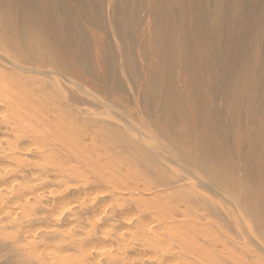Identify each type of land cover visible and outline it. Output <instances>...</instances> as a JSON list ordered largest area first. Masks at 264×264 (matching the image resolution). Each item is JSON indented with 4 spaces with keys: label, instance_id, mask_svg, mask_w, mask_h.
<instances>
[{
    "label": "rangeland",
    "instance_id": "1",
    "mask_svg": "<svg viewBox=\"0 0 264 264\" xmlns=\"http://www.w3.org/2000/svg\"><path fill=\"white\" fill-rule=\"evenodd\" d=\"M86 1L90 11L78 28L66 25L61 42L74 71L53 70L35 85L11 71L10 79L25 83L28 90L10 103L0 101V118L7 132H13L9 140L21 155L27 144L34 154L36 146L51 151L43 165L15 163L25 172H37L40 185L28 205H18L19 214L0 216V264H53L55 256H64L62 264H94L85 254L93 247L116 250L115 257H102V264H130L143 223H155L157 229L145 236L138 256L159 257L163 264H207V250L218 251L220 240L247 252L248 243L235 234L237 223L222 215L227 202L207 190L200 163L214 157L230 167L256 170L255 159L264 147V0H249L242 8L235 0L225 8L231 21L222 17L217 0ZM184 28L200 35L197 44L203 52L193 59L195 66L203 65L200 74L185 52L193 39L184 52L175 44ZM60 111L68 113L65 124L91 149L69 147V134L59 139L53 118ZM192 141L193 149H188ZM29 180L21 183L31 187ZM49 180L66 203L88 202L106 192L120 212L94 220L89 211H76L79 223L70 234L53 230L42 236L51 228L43 190ZM79 186L84 191L76 193ZM158 187L163 195L151 194ZM3 200L13 209L10 196ZM159 204L162 210L155 212ZM207 205L217 208L213 214L207 213ZM125 209L137 212L140 222L121 226ZM182 217L186 224L177 226ZM98 229L106 230L102 244H97ZM26 230L27 243L21 235Z\"/></svg>",
    "mask_w": 264,
    "mask_h": 264
},
{
    "label": "bare ground",
    "instance_id": "2",
    "mask_svg": "<svg viewBox=\"0 0 264 264\" xmlns=\"http://www.w3.org/2000/svg\"><path fill=\"white\" fill-rule=\"evenodd\" d=\"M191 1L207 4V0ZM217 1L220 8H222V17L226 18L227 16L228 20L231 21L228 13L225 12V8L232 6L235 0ZM248 1L240 0V7L247 5ZM89 9L90 7L86 0H0V101L10 103L28 90L25 87V83L17 79H10L9 74H11V71L21 72L24 82L29 85L42 83V80L48 78L49 75L51 76L53 70L61 72L74 71L70 67L71 64H69L67 58L63 57L61 42L64 41L66 25L73 23L78 28L85 12L87 10L90 11ZM211 35H213V32L209 33L207 31V37L212 38ZM198 36L200 35L195 33V29L184 28L178 39H176L175 44L181 46L180 49L184 52L187 49L185 47L187 46V41L193 39V41H190V47L192 48L190 51L185 52L190 54L189 57L192 60L190 63L197 70V74H200L203 72V65L195 66V61L193 60L201 57L200 54L203 52V48L197 44ZM196 81L199 86H203L204 83L200 79ZM200 99L203 100L204 96H200ZM67 114V112L63 113V111H60L53 118V121L57 124L55 129L59 139L61 140L62 136L69 134L72 138L67 143L69 147L80 151L91 149L88 145L81 143V135L75 129L67 127L65 124ZM47 115L51 117L49 113ZM3 124V120L0 118V216L15 217L16 214H19L17 213L19 210V208L17 209L18 205H28L30 200L36 195L35 193H38L40 185V177L37 172H25L15 163L27 160L34 162L36 166H40L44 164L43 160L51 156V151L47 148L36 146V153L34 154L30 151L32 144H27V149H24L25 153L21 155L9 140L13 132H7ZM111 136L115 139L118 137L117 134L113 133ZM89 140L91 141V146H95L96 139L90 137ZM187 148L193 149V141L192 144L190 142L187 144ZM260 150L263 158L264 147ZM209 154L211 155L212 152L210 151ZM261 157L255 159V162H257L256 170L252 171H243L240 168L230 167L226 163L219 162L214 157H212V160L200 163V167L205 172V177L202 180H207V190L211 189L215 191L216 195L218 194L225 199L228 205H223L225 215H222L226 218L228 216L234 219L238 225L235 234H238L239 238H244L248 243L247 252H245L243 251L245 249L234 248L227 240H220L221 245L218 251H214V249L207 250V264H264V165L261 162ZM184 170L188 171V175L190 173L193 176L189 169ZM1 175H3L4 180ZM26 178L30 179L28 182H31L32 188L21 183ZM177 184V182H173L172 185ZM44 186L47 187L43 190L46 203L50 208L49 212L51 213L48 214V216L51 215L48 219L52 224L47 222L51 228L46 227L49 228V232H42L44 233L43 235L41 234L42 236H49L53 230H56L57 234L61 236L70 234L79 223L75 215L76 211H80V213L89 211L94 220H98L100 214L109 216L113 212H120V207L117 203H110L112 199L110 193L101 192L91 196L88 198V202L66 203L59 197L58 193L54 194L52 189L56 186H54L53 180L47 181ZM23 188L26 189L27 193L22 192ZM82 191L84 190L81 187L76 189V193H81ZM149 191L152 192V190ZM17 192H20V198H18ZM163 193V188L158 187L151 194L161 196ZM4 195L10 196L13 200L12 203L15 202L13 209L5 205ZM95 196L98 198H95ZM209 199L207 198V202ZM9 203L11 204V202ZM209 203L214 205L213 202L209 201ZM161 208L162 206L159 204L154 208V211L158 212V210H162ZM215 209L217 208L212 209L210 205H207V213L210 215L213 214ZM22 212L23 210L20 211V213ZM122 212L125 216L120 217L121 226L138 224L141 220L137 212L132 209H125ZM46 219L43 220L45 221ZM30 223H32V219L23 222L19 226L21 229L27 228ZM207 223H215V221H207ZM183 224H186L185 217L179 218L177 221V226H182ZM156 229L157 224L155 223H143V228L135 235L138 246L131 250V253L134 252V257L128 258L130 264H163L159 257L138 256L139 251L145 244V236L155 233ZM97 232L100 235L97 244L104 243L105 235H107L106 230L98 229ZM28 234L27 230L21 234L25 239V243L30 240V235L28 236ZM32 236H35V234L33 233ZM233 240L231 238V241ZM251 247L255 248V250H251ZM85 254L86 259H90L94 264H102L99 260L104 256H107V258L115 257L116 250L114 248L93 247L86 249ZM79 255L80 253H75L76 258ZM62 257L58 258L55 256L53 264H62Z\"/></svg>",
    "mask_w": 264,
    "mask_h": 264
}]
</instances>
